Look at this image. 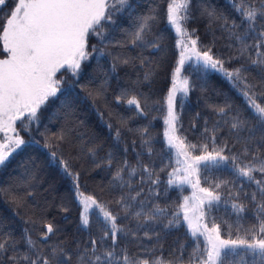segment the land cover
Listing matches in <instances>:
<instances>
[{
	"label": "trees",
	"instance_id": "16d2710c",
	"mask_svg": "<svg viewBox=\"0 0 264 264\" xmlns=\"http://www.w3.org/2000/svg\"><path fill=\"white\" fill-rule=\"evenodd\" d=\"M15 1L0 5V26ZM169 3L107 0L111 20L89 34L87 59L75 73L67 67L57 73L56 96L38 109L37 119L16 121L14 134L26 143L0 165V244L5 245L0 264H29L26 256L37 264L44 259L54 264L56 256L82 264V256L94 261L93 252L101 256L95 264H106L107 251L113 252L112 264H125L124 255L149 264L157 259L190 264L193 249L198 245L203 250L204 237H191L180 208L184 197L191 196L190 185L168 183L173 170L181 168L175 147L168 146L165 121L183 50L181 37L167 22ZM262 4L264 0H190L189 19L182 21L191 38L198 40L197 50L210 49L224 70L186 60L177 81L187 79L188 92L177 91L173 100L175 135L187 152L202 155L201 145L206 144L207 151L223 149L228 157L199 168L200 187L221 197L211 211L205 208L203 223L209 228L213 222L219 224L224 239L243 237L246 229L264 219L259 207L264 205V173L254 171L251 180L239 174L241 167L264 162V128L243 95L254 93L264 106V65L252 64L264 59V46L257 44L264 41L259 35L264 18L258 13L249 22L241 12ZM145 20L137 40L134 34ZM235 36L244 37V42ZM195 67L199 71L194 72ZM236 69H241L240 79L225 75ZM133 98L139 109L128 104ZM238 121L243 123L233 128ZM89 196L116 217L115 241L104 235L112 226L102 213L96 214L99 208L90 206L86 212L83 200ZM233 205H243L244 210ZM85 213L87 226L81 223ZM49 224L54 231L45 235Z\"/></svg>",
	"mask_w": 264,
	"mask_h": 264
},
{
	"label": "snow or ice",
	"instance_id": "6c2138e0",
	"mask_svg": "<svg viewBox=\"0 0 264 264\" xmlns=\"http://www.w3.org/2000/svg\"><path fill=\"white\" fill-rule=\"evenodd\" d=\"M125 0H120L123 4ZM6 4V0H0V5ZM190 0H170L167 7V22L175 28L176 33L181 39L178 44L182 47L179 55L178 66L175 68L172 77V88L168 93L167 105L168 115L166 123L169 125L165 131V136L168 138L169 147H175L178 155L184 156L183 161H177L183 165L182 168L174 169L170 174L168 183L170 185H191L194 189L191 198L184 197V203L180 205L183 210V219L188 224V229L191 237H204V248L201 250L197 245L193 249L192 261H197L198 264H225V260L229 264H264V219L259 220L258 226H253L245 230L243 237L237 236L236 239H224L221 235L219 224L213 222L212 227L203 223L206 212L209 211L219 202L221 197L218 192H214L209 188H201L199 180V168L201 165L207 167L209 164H218L219 161L227 160L228 157L222 155L223 149L207 151L208 145H201L205 150L204 154L191 156L184 145L183 140L175 135V122L178 120L174 109L173 100L177 92V77L181 73V69L186 60L195 58L196 65H202L204 68L217 69L224 71L222 61L214 59L210 54V49L207 51L197 50V39H192L191 35L183 28L182 21L189 19L187 9ZM108 8L107 0H16L13 9L8 14L7 19L2 26V53L6 58H0V131L5 133V142L0 143V165H5L9 158L25 145L26 141L20 138L19 135L9 136V132L15 133L14 127L17 120L26 118L28 120L37 119L38 109L45 104L50 97L56 96L59 88V83L55 79L57 73L67 67L75 73L81 66V61L87 59L88 53V37L90 33H95L96 27L104 20H111L110 15H106ZM184 14L181 15V10ZM242 14L247 21L254 22L257 19L258 13L260 18H264V4L259 9L248 7L247 10L241 9ZM147 25V20L141 25V30L134 35L137 40H140L141 33ZM253 27L252 23L249 28ZM264 37V32L259 34ZM187 38L191 47L185 44ZM244 37L235 36L236 41L244 42ZM257 44L264 46V41H257ZM245 50L247 47L245 46ZM244 51H241V56ZM264 65V59L259 61L253 60L252 64ZM193 71H199V67L193 68ZM229 78L235 76L241 78V69H236L235 72H225ZM189 82L187 79L182 81L180 91L187 94ZM249 88L252 85H248ZM243 95L247 98L249 105L255 111L256 118L260 121L261 127L264 128V106L256 102L255 94L249 95L246 91ZM128 104L136 105L139 109V102L133 98L128 100ZM220 111H223L221 109ZM243 122L238 121L232 125L237 128ZM188 147L195 148L196 145ZM55 157V153L52 154ZM235 159V157H233ZM67 170V164L64 165ZM264 173V162L259 167L250 165L239 168L241 176L253 178L254 171ZM183 172V175L180 173ZM193 177L195 180L193 181ZM258 185L261 181H255ZM216 188L220 184L215 185ZM197 191L199 194H197ZM191 199L193 204L190 206L188 201ZM255 200V195L252 196ZM85 210L90 206L99 208L96 214L103 215L104 221L111 222V231H105L104 235L109 236L113 241L117 235L116 217L104 210L103 206L97 205L93 197H86L83 200ZM238 211H243V205H233ZM264 215V205L259 206ZM163 211L162 209L160 210ZM177 216L179 213L176 214ZM81 223L84 226L89 224L88 215L82 214ZM169 223H173L169 221ZM53 226H47V232L52 233ZM239 231V229H237ZM231 236V232H229ZM28 243L32 245L31 239L28 238ZM95 245L96 241H92ZM34 246V245H33ZM5 245L0 244V249H4ZM238 250H244V254ZM62 251V250H61ZM56 249H53L55 255ZM94 261L91 257L82 256V264H95L101 261V256L95 255L93 252ZM112 251L104 253L106 264H112ZM29 261V264H37L36 260L30 257H24ZM39 259V258H38ZM125 264H149L148 260L130 261L127 255L123 256ZM43 264H49L48 259L43 260ZM54 264H69L63 256H56ZM152 264H164L162 259H157Z\"/></svg>",
	"mask_w": 264,
	"mask_h": 264
},
{
	"label": "rangeland",
	"instance_id": "374dc122",
	"mask_svg": "<svg viewBox=\"0 0 264 264\" xmlns=\"http://www.w3.org/2000/svg\"><path fill=\"white\" fill-rule=\"evenodd\" d=\"M15 2H16V1H15ZM13 7H14V5H13ZM184 42H185V44H188L189 47H191V45H190L189 41L187 40V38H185ZM1 58H6V57L4 56V57H1ZM192 61H195V58H194V57L192 58ZM181 86H182V82H181V80H180V82L177 81V89H178L177 91H179V89H180ZM168 128H169V125L166 123L165 131L168 130ZM8 135H9V136H13V137L15 136V134H14L13 132H9ZM165 137H166V136H165ZM167 139H168V138L166 137V140H167ZM3 142H5V133L2 132V131H0V143H3ZM174 152H175V154H176L177 157L180 156V161H183V160H184V156H182V155H178V153H177V149H176V148H175ZM182 167H183V165L181 164V168H182ZM192 179H193V181H194V180H195V177H193ZM190 188H191V190H190L189 192L191 193V196H190V198H191L192 195H193V192H194V191H193L191 185H190ZM188 203H189V205L191 206V205L193 204V201H192L191 199H189Z\"/></svg>",
	"mask_w": 264,
	"mask_h": 264
}]
</instances>
